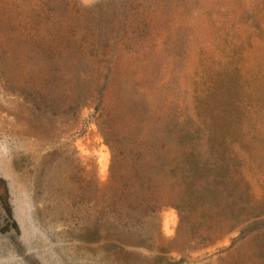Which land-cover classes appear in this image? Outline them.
I'll use <instances>...</instances> for the list:
<instances>
[{
	"label": "rangeland",
	"instance_id": "1",
	"mask_svg": "<svg viewBox=\"0 0 264 264\" xmlns=\"http://www.w3.org/2000/svg\"><path fill=\"white\" fill-rule=\"evenodd\" d=\"M0 264H264V0H0Z\"/></svg>",
	"mask_w": 264,
	"mask_h": 264
}]
</instances>
